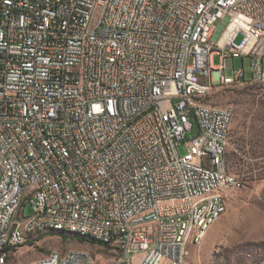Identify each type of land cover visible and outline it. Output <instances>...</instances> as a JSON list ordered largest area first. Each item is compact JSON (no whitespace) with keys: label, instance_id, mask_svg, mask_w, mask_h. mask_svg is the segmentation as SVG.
<instances>
[{"label":"built area","instance_id":"obj_1","mask_svg":"<svg viewBox=\"0 0 264 264\" xmlns=\"http://www.w3.org/2000/svg\"><path fill=\"white\" fill-rule=\"evenodd\" d=\"M239 57L248 81L226 74ZM238 84L264 92V0H0V260L28 221L99 234L124 264H184L183 225L242 187L233 112L206 102Z\"/></svg>","mask_w":264,"mask_h":264},{"label":"rangeland","instance_id":"obj_2","mask_svg":"<svg viewBox=\"0 0 264 264\" xmlns=\"http://www.w3.org/2000/svg\"><path fill=\"white\" fill-rule=\"evenodd\" d=\"M241 40L240 35L236 43ZM213 62L220 65V56L216 55ZM251 66L249 57L244 62L241 57L235 58L234 67L229 65L226 74L231 77L235 70L244 68L248 81L252 77ZM206 102L233 112L231 136L235 133L236 140L230 138L227 164L242 187L230 195L225 214L208 231L202 244L189 246L185 264H264V131L255 155L245 153L249 149L241 142L247 127L257 125L264 130V92L250 84L216 85ZM185 152L184 148L180 149L181 155ZM31 212V205L27 204L25 215ZM70 250L89 252L95 264H124L121 255L109 247L53 231L39 234L28 245L12 252L6 264H34L53 251Z\"/></svg>","mask_w":264,"mask_h":264},{"label":"bare ground","instance_id":"obj_3","mask_svg":"<svg viewBox=\"0 0 264 264\" xmlns=\"http://www.w3.org/2000/svg\"><path fill=\"white\" fill-rule=\"evenodd\" d=\"M227 36V34H226ZM225 37L222 39L221 44L224 43ZM24 201V193H17L15 195V204L7 205V216L15 217V205H22ZM227 202H223L222 214L214 215V212H218V203H211L210 209H205V214L201 217L199 222H193V228L190 225H183V232H185L184 241L181 244H177V251H187L190 245L199 246L204 241L208 231L213 227V225L223 216L227 209ZM5 231H13V223L5 224ZM29 222H20V234L21 241L23 243H29L31 239L38 236L46 231L63 232L67 234L79 235L90 240H94L102 244V237L99 234L87 233L83 230L75 228L71 225H43L41 227L35 228L33 232L28 233ZM110 248V247H109ZM115 251V249H112ZM7 253L6 257H1L0 264H6L8 257L11 254ZM14 253V252H13ZM13 256V255H11ZM10 256V257H11ZM89 252L85 250H75L71 251V259L69 260H59L58 264H93V257ZM34 264H51V257H44ZM185 264V260H184Z\"/></svg>","mask_w":264,"mask_h":264},{"label":"trees","instance_id":"obj_4","mask_svg":"<svg viewBox=\"0 0 264 264\" xmlns=\"http://www.w3.org/2000/svg\"><path fill=\"white\" fill-rule=\"evenodd\" d=\"M263 129H261V127L259 128L257 125H252L249 126L245 129L244 133H243V137L241 138V142L244 144L245 149L248 148L249 151H244L245 153H251L253 155H255L257 153L256 151V147L258 146V139L260 136H263ZM236 134L233 133V135L231 136L233 140H236ZM230 158V157H229ZM226 159H227V155H226ZM228 161V160H227ZM252 172V171H251ZM55 232V231H53ZM57 234H63V232H55ZM67 234V233H66ZM67 235H71L76 237L78 240H82V241H87V242H92V243H98L94 240H90L87 239L85 237H81L79 235H73V234H67ZM35 238V237H34ZM33 238V239H34ZM32 240V239H31ZM30 240V241H31ZM101 244V243H100Z\"/></svg>","mask_w":264,"mask_h":264}]
</instances>
